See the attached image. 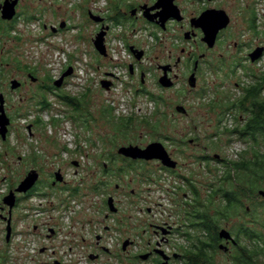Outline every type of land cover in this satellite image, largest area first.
I'll list each match as a JSON object with an SVG mask.
<instances>
[{"label": "rangeland", "instance_id": "obj_1", "mask_svg": "<svg viewBox=\"0 0 264 264\" xmlns=\"http://www.w3.org/2000/svg\"><path fill=\"white\" fill-rule=\"evenodd\" d=\"M34 1L36 6H32V17L37 15L38 19L31 22L30 13L25 8L21 10L16 23L20 42L13 45L12 51L17 54L19 49L22 52V64L27 62L32 64L33 70H46L55 77L63 67H74L75 75L70 77L62 94L77 96L79 103L83 102V93L91 94L87 102L92 106V119L91 128L85 129L70 118L71 109L53 96H47L52 108L43 109L44 106L39 105L43 96L37 86L32 89V102L19 103L16 95L10 97L13 113L17 114L13 128L16 131L10 143L12 149L4 147L14 160L10 177L16 182L32 170L40 173V181L35 187L37 196L24 198L17 212L20 221L16 242L20 249L15 264H54L50 253L42 252L46 248L56 250L58 259L64 264H128L129 257L120 249L131 232V238L139 242L131 249L133 256L136 252H145L147 247L140 243L142 224H147L149 241L153 242L156 237L151 232L152 225L168 222L184 231L181 212L189 208L187 204L193 199L189 183L201 191L203 199H207L211 185H220L219 180L225 175V161L238 160L246 149V144L236 137L221 135L219 123L223 120L224 128H233L237 124L239 114L233 111L225 116L222 104L241 94L239 86L247 79L245 68L256 72L264 69V56L255 66L243 61L250 47H264V0H226V9L233 16V28L212 54V59L200 67L199 82L193 92L184 80L173 89H165L158 82L157 65H164L171 52L175 56L181 55L180 50L186 47L183 35L175 27L169 33L159 35L163 44L152 40L151 29H146L142 21L133 24L141 30L135 37L131 29L125 33L127 42L141 45L148 51L142 70L149 75L143 85L140 77L131 79L128 76L132 59L127 50L121 53L123 56L117 55L119 46L126 45L122 26H115L109 38V53L115 64L102 59L93 45L96 23L90 19L89 12H102L108 16L107 11L112 8L110 5H114V0ZM186 8L193 7L189 4ZM254 15L257 29L252 32L249 24ZM62 21L67 22L69 30L57 35L43 31L44 25L59 27ZM235 40L239 44L244 41L247 46L239 47L236 52L232 46ZM56 55L60 58L57 59ZM238 60L243 63H234L237 67L234 69L233 62ZM181 69L183 73L187 72L186 66ZM105 73L119 77L114 80L111 91L101 86ZM109 105L116 110L114 122L102 117V109ZM179 105L186 108V115L177 111ZM80 109V114H84L85 105ZM129 117L132 118L129 130L119 131L120 119ZM31 122L32 137L27 129ZM218 132L220 134L216 135ZM155 142L163 144L178 163L174 173L159 161L137 165L124 162L118 155L121 147L146 148ZM74 162L80 166H74ZM128 164L133 169H127L125 165ZM104 166L108 172L104 171ZM58 171L62 172L66 183L51 188L53 176ZM7 184L1 188L6 189ZM130 189L136 192L135 197ZM110 197L114 198L120 213L114 217L116 221L104 224L102 221L108 212L106 203ZM51 216L63 217L58 226L59 237L54 240L47 237L46 224ZM91 218L93 223H90ZM244 222L243 218L234 217L221 225L222 229L231 232L233 226ZM35 226L39 227L38 231ZM105 226L111 228L105 234V244L112 254L102 257L99 263L92 262L88 258L91 249L86 244L94 241L95 234L102 232ZM82 241L86 243L85 249ZM185 242L176 233L171 238V245L164 250L181 254L179 247ZM221 244L226 245L225 241ZM228 247L231 253L232 245ZM229 252L219 250L215 263L234 264Z\"/></svg>", "mask_w": 264, "mask_h": 264}, {"label": "flooded vegetation", "instance_id": "obj_2", "mask_svg": "<svg viewBox=\"0 0 264 264\" xmlns=\"http://www.w3.org/2000/svg\"><path fill=\"white\" fill-rule=\"evenodd\" d=\"M58 1V0H57ZM168 1V2H167ZM170 0H114V5H110L112 8H110L108 12V16L103 15L101 12L98 14H94L100 18L103 19V22L96 23V29H95V37L103 31V29H107L106 31V47H107V56H101L102 59L110 61V63H114L113 57L109 53V38L111 34L113 33V29L115 26H122L123 28V34L122 37L126 43L125 48L127 52L129 53V57L132 59L131 64H129L128 69V76L131 79H135L136 77H140L141 83L143 85L146 84V77H148L149 74H146L142 70V66L144 63L145 58L148 55V51L144 49L141 45H135L130 44L126 40L125 33L129 32V29L132 30V32L135 33L134 37L138 32L141 30L136 28L135 24L138 21H142L143 24H145L146 29H151V38L154 42L157 44H163V39L159 38L160 34L169 33L170 29L172 27H175L180 34L183 35V42L186 47H183L181 51V55L175 56L174 52L169 53L167 56V62L164 65H157V71L160 76V78L164 75V69L162 67L165 66H171L172 70L169 71V77L174 81V86L170 89L176 88L177 85L180 84L182 80H184V84L189 86V78L191 77L192 73L194 72V68L196 63H198V71L200 70V67H202L205 63L210 61L212 59V54L215 52L217 48L220 47L221 43L224 42L226 39V34H228L229 31L232 30L234 20L233 16L229 11L226 9V0H173L174 5H176L183 16V20L179 21L178 19H175L174 17L170 18L166 24L165 27H162V16H163V7L166 2L169 3ZM40 3H43V0H39ZM191 4V7H196L197 9L191 8L190 10H187V6ZM9 6H15L16 8V16L13 20L8 21L3 18V9L5 7ZM32 6L35 7L36 3L34 0H0V95L4 99V110L7 115V117L10 120V125L8 127V133L6 136V139L3 138L1 131H0V264H15L16 261V253L20 249L19 244L16 242L17 237V224L20 221V215L18 212V209L20 207L21 201L24 198H28L30 192L34 195L33 197H36L37 195L35 191V187L29 191L26 194L17 193L16 190L20 186L21 182L28 176H25L24 179H17L12 180L10 177V169L12 167V164L14 163L13 158H10V153L8 150H6L4 147L8 149H12L10 146L11 138L13 133L16 131L13 129L16 125V115L13 113L14 111V105L10 104V97L12 95H16L19 99V103H25L27 101L32 102V89L34 87H38L39 92L43 96V100L47 99L48 103V97L47 96H53L55 99L59 100L60 95L65 90L68 81L71 79L66 78L64 80L63 85L59 88L55 86V82L60 79L70 68L69 66L63 67L57 77L52 76V73L46 70H33L32 64L29 63H23L22 61V52H18L17 54L12 51L13 45L16 42H20L19 39V33L17 32V25L21 14L22 9H26L28 13H30V21L32 22V19H38V16L32 17ZM199 6V7H198ZM42 7V6H40ZM212 12V20H218V18L222 16H227L228 19H230V24L227 28L222 29L218 33V37L216 40V45L213 49H209L208 45L203 41L204 39V32L201 28H197L195 25V20L199 19L204 13L206 12ZM92 13L91 11L89 14ZM225 13V14H224ZM255 15L250 20V26L249 31L255 32L257 29L256 25L257 23L254 20ZM65 23L66 26L64 29L61 28V25ZM70 26L67 24V22L62 21L59 23L58 26H43L44 32H50L52 35H57L61 33L64 30H69ZM145 29V30H146ZM125 35V36H124ZM236 36V35H235ZM228 42V41H227ZM244 44H239L238 41H232V46L235 48L236 52L239 50V47L243 46L246 47L247 44L243 41ZM228 45V43L226 44ZM157 47V46H155ZM228 47H231L228 46ZM259 48L256 47L253 49L250 47V50L248 51L247 55L244 58V62L247 64H252L255 66L251 60V54L254 53V51ZM143 51V57L141 60L138 59V55H140L139 52ZM223 57V55H222ZM241 62V63H240ZM234 63L236 65H242V60H238L236 62H233L234 69L237 68L234 66ZM113 65V64H112ZM187 67V72L183 73L181 67ZM133 67V69H132ZM242 67V66H239ZM75 69H74V75H75ZM73 75V76H74ZM159 78V77H158ZM159 78V80H160ZM116 79H119V77L112 73H105V78L102 81H111L113 83V87L115 85ZM197 79H198V72H197ZM115 80V81H114ZM101 81V82H102ZM16 83L18 85L17 88H13V83ZM159 82V81H158ZM199 82V81H198ZM160 84V83H159ZM161 86V85H160ZM112 87V88H113ZM190 88V87H189ZM46 92V93H45ZM190 92H193L190 88ZM46 94V96H44ZM41 101V102H42ZM1 100H0V109H1ZM182 106V105H179ZM178 107V106H177ZM177 109V108H176ZM37 125V122H35ZM34 124V126H35ZM27 129L29 131V135L32 137V122L28 124ZM4 148V149H3ZM119 155V154H118ZM121 160H124V162H135V164H148L150 162L154 161H144V160H133L126 158L122 155H119ZM20 162L22 161V157L19 158ZM78 163V162H74ZM161 163V162H160ZM162 164V163H161ZM76 166V165H74ZM80 164L78 163L79 167ZM164 167V166H163ZM166 168V167H164ZM168 169V168H166ZM171 172H174L173 169H168ZM104 171H107V166H104ZM4 172V174H3ZM59 172V171H58ZM61 172V171H60ZM6 173V174H5ZM62 173V172H61ZM40 174V173H39ZM56 175V174H55ZM55 175L53 176V180L51 182L50 187L51 188H58L59 184H65V178L63 183H56L55 184ZM11 181V182H10ZM8 182L6 189L1 188L4 186V183ZM3 183V184H2ZM119 190V186L116 187ZM131 195L133 197L136 196V192L132 189H130ZM11 193L15 194V204L13 207H10V205H7L5 203L6 197H8ZM112 198V197H110ZM109 198V199H110ZM114 199V198H113ZM115 203V200H114ZM107 207L108 212H105L104 219L102 223L106 224L111 220H115V216L119 215L120 211L116 213H113L110 211L108 201H107ZM116 206V204H115ZM71 207V206H69ZM70 210V208H68ZM148 212H151V210H148ZM67 213V212H66ZM93 218V217H92ZM90 219V223H93V219ZM63 219V217L61 218ZM61 219L57 216H51L50 221L46 224L47 231V237L48 239H55L59 237V223L61 222ZM52 223H54L53 226ZM142 224L140 226V243L145 244L146 250L145 252H136L133 256L132 254V248L137 246L139 242H137L135 239L131 238V235H133L131 232L129 235V238L126 240L124 239L121 243V252L126 254L128 259V264H164L165 260L156 253V250H162L170 257V260L168 261V264H173L174 262H179L182 257V253H172L171 251L164 250L167 246L171 245V238L176 233H179V230H177L175 227L171 226L168 222H165L163 225H152L151 226V232L156 237V241H149V228L146 225ZM109 226H105L102 232H98L95 234L94 241L89 242L88 244L85 243V241H82V248L85 249V244L89 246L91 249V252L88 256L89 260L92 262L99 263L102 260V257L109 256L112 254V250L108 247V245L105 244V234L110 231ZM136 228H134L135 230ZM164 229L168 230L169 233L167 235L164 234ZM39 227L35 226V231H38ZM53 239V240H54ZM126 241H129V246L126 250H124V243ZM226 245H230L232 243L226 242ZM44 252L50 253V259L53 261L54 264H64L63 261L59 260V254L56 250H51L50 248L44 249ZM180 250V248H179ZM71 251H73V248H71ZM149 254V258L147 260H142L141 257L143 255ZM174 255H178V258H174Z\"/></svg>", "mask_w": 264, "mask_h": 264}, {"label": "trees", "instance_id": "obj_3", "mask_svg": "<svg viewBox=\"0 0 264 264\" xmlns=\"http://www.w3.org/2000/svg\"><path fill=\"white\" fill-rule=\"evenodd\" d=\"M34 20L36 19L33 18L32 21ZM254 20L256 22V15ZM245 70L247 79L239 86V97L228 98L227 102L222 104L225 116L233 111L239 114L237 124L233 128H224L222 120L219 123V129L222 130L219 132L221 135L236 137L238 141L246 144V149L241 152L238 160L225 161V175L219 180L220 185H211L207 199H203L201 191L189 183L193 199L187 204L189 208L181 212L185 230H179V235L186 242L179 247L182 253L178 262L180 264H216L215 256L222 242L219 238L221 224L234 217L243 218L244 223L248 225L241 223L233 226L230 232L236 241V244H230L233 250L229 253L233 263L264 264V197L261 196V192H264V69L259 72L248 68ZM90 96L89 93H83L82 103L77 101V96L71 94L59 96V101L73 112L70 118L85 129L91 128L92 106L87 102ZM39 105L50 110L53 104L45 99ZM84 105L85 112L80 114V107ZM115 111L110 105L104 107L102 117L114 122ZM131 121V117L121 118L119 131H128ZM54 122L56 123V120ZM219 132L216 135H219ZM125 167L133 169L130 164ZM121 171L123 169H120ZM32 195L34 194L30 192L28 198Z\"/></svg>", "mask_w": 264, "mask_h": 264}, {"label": "water", "instance_id": "obj_4", "mask_svg": "<svg viewBox=\"0 0 264 264\" xmlns=\"http://www.w3.org/2000/svg\"><path fill=\"white\" fill-rule=\"evenodd\" d=\"M168 2V1H167ZM162 4L163 7V16H162V27H165L166 22L174 17L175 19H178L179 21L183 20V16L181 14L180 9L174 5L173 0H170L169 3ZM16 8L15 6H9L5 7L3 9V18L5 20L11 21L16 16ZM212 12H206L204 13L199 19L195 20V25L197 28H201L204 32V39L203 41L208 45L209 49H213L216 45V40L218 37V33L229 26L230 19L228 17L222 16L218 18V20H212ZM225 14V13H224ZM89 17L92 21L96 23L103 22V19L94 15L93 13L89 14ZM66 26L65 23L61 25V28L64 29ZM108 29V28H107ZM107 29H103L101 33H99L94 39H93V45L96 49V51L101 55L106 57L107 56V47H106V31ZM140 55H138V59L141 60L143 57L144 52H139ZM264 56V47L257 48L254 53L251 54V60L253 63L259 62L260 59ZM164 69V75L160 78L159 83L160 85L165 89H170L174 86V81L169 77V71L172 70L171 66H165L162 67ZM133 69V67H132ZM197 72H198V63H196L194 72L192 73L191 77L189 78V87L194 90L197 88L198 85V79H197ZM74 75V67H70L68 71L55 82V86L61 87L64 83V80L66 78L72 77ZM101 86L106 91H111L113 87V83L111 81H102ZM18 85L14 82L13 88H17ZM1 100V109H0V131L4 139H6L7 133H8V127L10 125V120L7 117L5 110H4V99L0 95ZM177 111L180 114L186 115L187 110L184 106H178ZM118 154L122 155L126 158L133 159V160H144V161H159L162 163V165L168 169H177L178 163L172 159L169 152L165 148V146L161 143L155 142L147 146L146 148H142L140 146L135 145H129L121 147L118 150ZM218 157V156H217ZM74 165L78 166V163H74ZM40 179V174L37 170H32L29 172L28 176L21 182L20 186L16 190L17 193L26 194L29 191H31L35 185L38 183ZM64 182V176L59 171L55 175V184L56 183H63ZM261 196L264 197V192H261ZM15 194L11 193L8 197L5 199V203L7 205H10V207H13L15 204ZM108 205L110 208V211L113 213H116L118 209L115 206L114 199L110 198L108 200ZM169 233L168 230L164 229V234L167 235ZM219 238L222 241H226L228 243L236 244V241L234 237L231 235L230 231L227 229H222L219 232ZM129 241H126L124 243V250L127 249L129 246ZM219 249L228 253L229 247L227 245L221 244L219 246ZM45 250H42L44 252ZM156 253L159 254L164 260V264H168V261L170 260V257L166 255V253L162 250H156ZM149 258V254L143 255L141 257L142 260H147ZM174 258H178V255H174Z\"/></svg>", "mask_w": 264, "mask_h": 264}, {"label": "built area", "instance_id": "obj_5", "mask_svg": "<svg viewBox=\"0 0 264 264\" xmlns=\"http://www.w3.org/2000/svg\"><path fill=\"white\" fill-rule=\"evenodd\" d=\"M117 46H118V45H117ZM125 49H126L125 46H124V47H123V46H119V48H118V52H117V55H118V56H123L121 53H122L123 51H125ZM110 50H111V49H110ZM125 52H126V51H125ZM56 56H57V55H56ZM56 56H55V57H56ZM112 57H113V56H112ZM59 58H60V55L57 56V59H59ZM112 89H113V88H112Z\"/></svg>", "mask_w": 264, "mask_h": 264}]
</instances>
